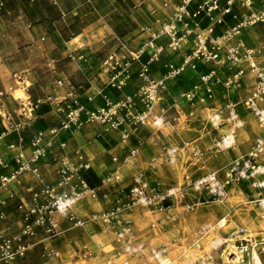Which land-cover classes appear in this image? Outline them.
I'll use <instances>...</instances> for the list:
<instances>
[{"label":"rangeland","instance_id":"1","mask_svg":"<svg viewBox=\"0 0 264 264\" xmlns=\"http://www.w3.org/2000/svg\"><path fill=\"white\" fill-rule=\"evenodd\" d=\"M187 2L189 11L198 4L230 7L231 13L223 15V22L215 25L210 37L221 36L241 23L239 36L247 45L263 42L264 20L254 21L252 15L262 14L264 0H0V92L8 107L16 106V96L57 94L55 81L61 77L72 83V78L82 79L80 85L87 87L93 75L89 72L96 70L91 79L96 77L109 53L118 52L122 45L125 52L121 54L130 61L127 83L120 88L110 87L105 94L103 90V95L116 104L110 120L84 123L78 130L84 129L88 135L75 137L79 142L90 136L96 140L90 142L89 152L82 151L90 167L79 171L95 193L83 194L71 209L55 212V225L49 230L40 226L24 236L27 249L11 264H119L122 260L129 264H172L203 224L224 217L225 232L236 227L264 230V207L254 200L258 191L251 185L253 177L237 181L235 176L261 132L254 115L236 104L237 119L229 120L227 103L239 100H226L230 97L228 89H212L210 96L199 90L200 96L195 99L186 96L203 72L217 66L199 61L191 68L185 62L196 42L193 35L179 51L171 50L164 34L151 37L160 31L163 21L171 18L174 7ZM213 13L218 16L219 9ZM199 19L201 33L207 35L204 29L211 22L203 13ZM178 26L184 27L180 22ZM160 45V52L153 55L155 46ZM142 47L145 51L139 59H131L129 50L136 52ZM70 52L83 58L71 59ZM142 67L146 69L141 71ZM190 70L198 76L192 84L187 78ZM12 71H23L26 88L20 89L15 83ZM217 74L220 82L215 84H222V69ZM243 88V93L247 91V85H242L232 95L238 97ZM49 111V106L43 104L37 113L40 116ZM217 112L219 117L213 119ZM46 125L43 117H37L32 127L43 129ZM228 135L232 139L225 145ZM11 137L0 138V152L5 157L3 144ZM135 147L138 152L127 159L129 149ZM110 149L114 153L107 151ZM112 155L118 157L117 162H113ZM263 162L261 155L254 165ZM11 165L8 160L6 166H0V173L9 172ZM254 165L252 162L248 171ZM45 173L41 172L44 179L48 176ZM50 173L57 175L55 169ZM137 174L145 180L141 193L150 198L146 204L137 200L139 192L131 190ZM252 176L264 178V173ZM56 177L48 179L54 182ZM210 178L223 184L222 193ZM200 180L205 182L198 184ZM36 183V178L25 173L18 182L0 184L3 235L20 231L19 205L29 203L27 187H39ZM71 185L74 183L59 186L58 191H68ZM70 212L82 216L85 222L75 225L68 218ZM96 213L118 214L121 222L130 218L136 241L144 243V250L139 254L125 251L127 236L117 238L115 229L108 228L105 221L88 218ZM224 230L220 233L226 235ZM150 247L156 248L160 259L149 254Z\"/></svg>","mask_w":264,"mask_h":264},{"label":"built area","instance_id":"2","mask_svg":"<svg viewBox=\"0 0 264 264\" xmlns=\"http://www.w3.org/2000/svg\"><path fill=\"white\" fill-rule=\"evenodd\" d=\"M164 6H168V3L164 2ZM187 6L188 2L174 7L171 18L163 21L160 31L151 37L156 38L160 34H164L170 40L169 47L171 50L179 51L182 44L193 35L195 38L193 40L196 42L185 56V62L191 68H194L199 61L202 63L212 62L217 65L203 72L199 83L193 84V88L186 93L190 99H195L199 90H203L210 96L213 85L220 82L217 73L222 68L227 69V74L221 78V83L226 89L240 84L247 75L251 77L252 83L247 94L238 99L239 101L227 103V108H229L227 118L229 120L237 119L234 106L241 104L243 108L251 111L261 129L252 146L245 153V160L238 166L235 176L237 181L249 176L253 177L251 185L258 191L254 200L264 207V193H262L264 178L252 176L253 173H264V162L254 165L257 158L264 155V40L260 45H247L239 36L241 23L225 31L221 36L210 37L215 25L223 22V15L231 13L230 7H221L216 3L198 4L196 9L189 11ZM215 9H219L218 16L213 13ZM202 13L211 22L204 29L207 35H204V32L201 33L200 30L199 17ZM233 16L236 17L235 14ZM252 17L254 21L259 19L262 21L264 20V11L262 14H253ZM179 22L184 27L179 28ZM124 47L122 45L118 52L115 50L110 52L101 64L100 72L95 77L100 84H97L95 80H89L87 87L75 86L69 79L61 77L56 79L55 85L64 89L62 94L49 93L36 98H31L28 94L24 97L16 96L17 98L14 99L19 100H14L16 102L14 108L8 107L3 92H0V126L2 127L0 138L13 136L6 142V148L11 153L9 161L12 162L13 167L7 173H0V184L5 186L10 182H18L22 174L28 173L37 179L38 183L36 184L39 185V187L28 186L29 203L23 202L19 205L22 218L20 231L17 234L6 236L3 235L5 231L0 228V264H11L17 257L24 254L27 249L24 236L33 234L40 226L45 227L46 230H49L50 226H54L52 216L55 212L71 209V204L83 194L93 195L95 193V188L88 186L79 175L80 170L90 167L82 150L80 148L74 149L71 154L63 151L65 143L56 142V136L62 130L78 129L84 123L101 124L110 120L116 104L103 95V90L104 87L120 88L128 81L130 61L124 60L125 56L121 54V52H125ZM161 48V45L155 46L153 55L160 52ZM144 51L145 47L139 48L136 52L129 50L132 55L131 59L138 60ZM68 57L81 59L83 55L71 54L70 52ZM145 69L142 67L141 71ZM22 72L12 71L11 73L15 83L20 85V89L28 86L27 77ZM77 89L89 90L86 94L88 101H92L95 96L101 95L104 97V102L101 106L87 108L79 100L80 93ZM23 94L25 93L23 92ZM11 96L13 95L11 94ZM227 100L232 99L228 98ZM43 104H47L56 113L55 124L43 129H33L27 139L24 131L32 128L33 121L39 117L37 110ZM218 117V112L212 115L213 119ZM26 149H29L28 154H26ZM129 150L127 159L134 157L138 152L137 147ZM48 154L54 155L51 160L56 163L57 177L54 182L42 178L39 170V161L46 158ZM111 158L113 162L118 161V157L115 155H112ZM252 162L254 167L248 171ZM7 164L8 160L0 155V166L4 167ZM236 164L238 165V163ZM117 177H119L118 174ZM210 180L213 181V178ZM135 181L136 185L131 190L139 192L140 196L137 200L143 204L150 202V198L141 193L145 180L137 174ZM203 182L205 180H200L198 184ZM71 183L74 185H71L68 191H58L59 186L70 185ZM212 184L219 185V191L222 193L223 184H217L216 180ZM117 215L107 213L99 215L96 213L89 215L88 218L91 220L100 218L105 221L108 228L115 229L117 238H121L122 235L127 236L124 242L125 251L141 253L145 245L141 241H136L137 237L131 219L126 218L121 222ZM0 217H2L1 212ZM68 218L73 220L75 225H82L85 222L82 216L74 215L72 212ZM111 222L113 223L111 224ZM225 228H227V221L224 217L213 223L201 225L197 234L182 246L172 264H264V230L257 232L236 227L225 232ZM223 230L226 235L220 233ZM149 254L155 259H160L159 252L155 247L149 248ZM119 264L129 263L127 260H122Z\"/></svg>","mask_w":264,"mask_h":264},{"label":"crops","instance_id":"3","mask_svg":"<svg viewBox=\"0 0 264 264\" xmlns=\"http://www.w3.org/2000/svg\"><path fill=\"white\" fill-rule=\"evenodd\" d=\"M79 47V46H78ZM204 64H206V63H204ZM81 68V67H80ZM96 73V70L95 71H93V72H89L90 74L91 73H93V75ZM227 74V69H224V68H222V78H224L225 77V75ZM86 75V74H85ZM93 75H91L92 77H93ZM89 77V79L87 80V81H89V80H95L96 81V83L97 84H100V82H99V80L97 79V78H93V79H91L92 77ZM86 77H87V75H86ZM198 76H196V74H195V72L193 71V70H190V73L188 74V76H187V78H188V81H190L191 82V84L192 83H194V82H196V80L198 79L197 78ZM197 78V79H196ZM82 80V79H81ZM81 80H79V81H76V80H74V78H72V81H73V84L76 86V85H79L80 86V84H82V83H80L81 82ZM251 83H252V79H251V77L250 76H245L244 78H243V80L240 82V84H238V85H236V86H231V87H229L228 88V93H229V99H232V100H236V99H241L242 97H244L246 94H247V92L249 91V87H250V85H251ZM242 85H247V91H245L244 93H243V90H245V88H243L242 90H240L241 92H240V95L238 96V97H234L233 95H232V93H233V91L234 90H236L238 87H240V86H242ZM107 88V89H106ZM106 88H104V94H105V90L107 91V90H110L109 88L110 87H106ZM213 90L214 89H219L220 91H224V90H226V88L222 85V84H214L213 85V88H212ZM83 90V89H82ZM238 90V89H237ZM84 92H82V91H79V93H80V96H79V100L83 103V104H85V106L87 107V108H93V107H96V105H98V104H101V103H103V101H102V96L101 95H98V96H96L92 101H88L87 100V98H86V94H88V89L85 91V90H83ZM64 92V89L63 88H59V91H58V93L57 94H62ZM204 93V92H203ZM200 96V94H197V98ZM102 97V98H101ZM227 100V99H226ZM39 117H43L45 120H46V126H49V125H51V123H52V121H56V113L54 112V111H49V112H47L46 114H41ZM95 126V125H94ZM92 127V126H91ZM33 129H36V128H34V126L32 127V128H29L28 130H25L24 131V135H25V137L28 139L29 137H30V135H31V133H32V131H33ZM81 134H84V135H88V133L87 132H85V130L84 129H80V130H78V129H71V130H62L61 132H59V134L56 136V142H61V141H64L65 143H66V146H65V148L63 149V151H65V152H68L69 154H71L72 153V151L77 147V145L80 147V149L84 152H89L90 151V149H89V144H90V142H92V141H96L93 137H88V140L86 139V140H84V141H81V142H79V141H76V136H79V135H81ZM8 140L10 139V138H7ZM0 140H3V139H0ZM7 140V141H8ZM4 142H6V141H4ZM3 146H4V148H5V153L7 154V156L8 157H5L4 156V153H2V152H0V155L1 156H4V158L6 159V160H10V157H11V153L9 152V150L6 148V143H4L3 144ZM2 146L0 145V148H1ZM104 149V148H103ZM56 151H59V150H56ZM110 154H112V153H114V152H112V149H110V150H107ZM29 153V149H26V154H28ZM53 154H55V153H53ZM53 154H48V156L46 157V158H44V159H41L40 161H39V170H40V172H46L45 174H47L48 176H46L45 178L49 181V179L48 178H50L51 176L53 177L54 176V178H55V176L56 175H54V174H51L50 173V171H52L53 169H55V167H56V164H54L53 163V160H51V157L52 156H54ZM13 166L11 165L10 167H8V169H9V171H10V169L12 168ZM8 171V170H7ZM6 171V172H7ZM44 174V175H45Z\"/></svg>","mask_w":264,"mask_h":264},{"label":"bare ground","instance_id":"4","mask_svg":"<svg viewBox=\"0 0 264 264\" xmlns=\"http://www.w3.org/2000/svg\"><path fill=\"white\" fill-rule=\"evenodd\" d=\"M231 139H232V136L231 135H228L224 138V143L225 145L229 144L231 142Z\"/></svg>","mask_w":264,"mask_h":264}]
</instances>
